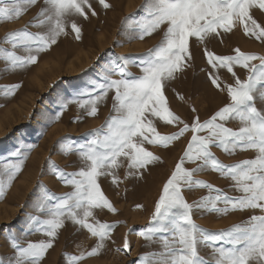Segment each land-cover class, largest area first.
<instances>
[{
    "label": "snow or ice",
    "instance_id": "1",
    "mask_svg": "<svg viewBox=\"0 0 264 264\" xmlns=\"http://www.w3.org/2000/svg\"><path fill=\"white\" fill-rule=\"evenodd\" d=\"M99 3L106 9L110 7L106 0H99ZM33 5H38L40 11L30 23L46 26L47 31L30 33L25 27L5 37V43H11L13 48L18 44L25 45L30 53L21 57L0 47V58L12 70L37 63L38 56L32 53L38 54L56 44L61 35L67 34L69 23L79 40L81 28L67 18L74 15L87 18L85 7H92L89 0H43L42 3L40 0H13L11 4L0 6V20L19 18ZM142 7L146 13L144 18L126 21L127 27L138 29V38L144 39L166 25L163 39L148 51L145 58L134 64L140 68V75L128 70L129 64L133 63L128 57L118 56L103 69L100 81L89 86L90 90L78 91L74 99L61 105L57 119L67 109L68 103H76L80 108L87 106L88 115L95 116L97 104L110 91H115L114 114L104 126L92 130L91 139L75 147L82 164L79 170L67 173L52 164L59 179L71 185L74 191L58 197L46 186H41L43 191L37 210L46 212L48 218L34 217L33 221L35 231L42 232L49 239L27 242L22 246L12 236L10 247L15 254L7 261L0 257V264H41L66 221L74 227L86 229L97 238V243L87 253L82 251L79 255L69 256L70 264H78L85 256L98 255L117 226L94 217L93 209L117 211L102 191L99 177L110 176L112 183L118 184L117 170L125 166L127 176L142 177L143 170L161 160L145 144L167 148L187 132L192 133L187 148L163 185L150 226L141 230L139 235L148 241L158 237L162 250L152 254L156 257V264H264V107H257L258 102L264 105V55L245 53L239 48L235 49V55H216L205 48L208 64L213 69H226L234 77V84L226 85L230 102L203 122L199 116L191 124L183 121L170 108L165 94L177 74H182L190 66L193 58L191 39L202 44L209 36H221L219 30L230 33L239 25L247 36L264 42V24L253 15L254 9L264 13V0H145ZM91 14L96 15V12L93 10ZM236 65L247 70L246 79H241L234 71ZM116 75L118 79L113 78ZM208 75L211 83L220 89L219 76L213 72ZM18 87L20 85L4 86V95L13 94ZM180 99L184 98L181 96ZM157 120L166 125H176L179 130L170 135L161 134L156 127ZM229 120L239 121L238 130L226 126ZM212 146L229 154L237 150H254L257 155L226 165L211 151ZM35 147L27 145V151L23 153L16 149L11 155L21 158L16 163L4 164L0 169V176L7 172L8 187L22 171L25 160ZM73 150L71 144L64 148L66 153ZM186 163L196 164V167L187 168ZM206 169L214 170L222 177H230L242 195L230 196L211 183L195 179L197 173ZM5 186V181L0 179V197L4 195ZM197 187L207 188L209 195L190 203L184 191ZM219 202L224 206L218 207ZM194 209L220 214H227L230 210L259 209L262 214L251 215L229 229L210 233L194 221ZM220 241H225L230 247H215ZM199 245L213 247L211 258L200 254ZM118 250H130V243L125 241L122 249ZM146 260L147 257L142 255L139 264H145Z\"/></svg>",
    "mask_w": 264,
    "mask_h": 264
},
{
    "label": "rangeland",
    "instance_id": "2",
    "mask_svg": "<svg viewBox=\"0 0 264 264\" xmlns=\"http://www.w3.org/2000/svg\"><path fill=\"white\" fill-rule=\"evenodd\" d=\"M106 2L110 4L107 9L99 0H89L92 7H85L87 18L69 16L68 21H74L81 28V38L76 39L69 23L67 34L61 35L56 44L38 54L32 53L38 56L37 63L12 70L0 58V169L4 164L16 163L21 158L11 155L13 151L19 149L23 153L27 151V145H36L10 187L7 186V172L0 176L6 185L3 197H0V257L5 261L15 254L10 247L12 236L22 246H26L27 242L49 239L42 232L35 231L36 225L33 221L34 217L41 220L48 218L46 212L37 210L43 191L41 186H46L58 197L74 191L71 185H66L59 179L52 164L67 173L79 170L82 164L75 147L91 139L92 130L104 126L114 114L112 105L115 91H110L97 104L98 113L95 116L88 115L87 106L80 108L76 103H68L67 109L57 119L61 105L74 99L78 91L90 90L89 86L100 81L103 69L118 56L128 57L133 62L129 64L128 70L134 75H140V68L134 64L145 58L148 51L154 49L163 39L166 25H162L144 39L138 38V29L134 30L126 25V21L133 22L144 18L146 13L142 6L145 0ZM11 3L13 0H0V6ZM93 10L96 15L91 14ZM39 11L40 7L33 5L19 18L0 20V47L21 57L28 56L30 53L25 45L18 44L13 48L11 43L4 41L10 32L25 27L30 33H45L46 26L30 23L38 17ZM253 15L258 22L264 24V13L254 9ZM219 31L221 36H209L202 44H197L194 38L190 40L193 56L190 66L182 74H177V78L166 88L165 94L170 108L189 124L196 116L200 117L201 122L210 119L215 112L227 105L230 97L226 85L234 84V77L226 69H213L208 64L205 48L216 55H235L236 48L245 53L264 55V42L247 36L242 26H236L230 33H223L222 29ZM234 71L241 79L247 78V70L239 65L234 66ZM210 72L219 76L220 89L211 83L208 75ZM113 78L118 79L119 76ZM10 85L20 87L13 94L4 95V86ZM181 96L183 100L180 99ZM257 107L264 105L258 102ZM155 123L157 130L164 135L179 130L176 125H166L159 120ZM226 126L238 130L240 123L238 120H229ZM191 135V132L185 133L167 148L145 144L161 160L143 170L142 177L127 176L126 166L117 170L118 184H113L110 176L99 177L102 191L117 211L93 209L94 217L100 222L115 223L117 226L98 255L85 256L78 264H139L142 255L147 257L145 264H156V257L152 254L159 253L162 244L158 237L148 241L139 232L150 226L163 185L183 156ZM68 144L73 146L71 153L64 151ZM211 151L226 165L237 164L257 155L254 150H237L229 154L217 146H212ZM185 167L194 168L196 164L186 163ZM195 179L211 183L230 196L242 195L230 177H222L214 170L201 171L196 174ZM184 195L191 203L209 195V190L197 187L185 190ZM223 206L222 202L218 203V207ZM260 214L262 213L259 209L230 210L227 214L194 209L193 219L208 232L218 233L247 220L251 215ZM89 219L93 222L92 218ZM58 233L41 264H70L69 256L79 255L82 251L87 253L97 243V238L92 237L86 229L74 227L70 221H66L65 227ZM125 241L130 243V250H118L122 249ZM214 246L230 247L225 241ZM198 250L202 256L211 258L213 247L199 245Z\"/></svg>",
    "mask_w": 264,
    "mask_h": 264
},
{
    "label": "bare ground",
    "instance_id": "3",
    "mask_svg": "<svg viewBox=\"0 0 264 264\" xmlns=\"http://www.w3.org/2000/svg\"><path fill=\"white\" fill-rule=\"evenodd\" d=\"M100 45V44H99ZM101 46V45H100ZM103 184V183H102ZM12 209V208H11ZM67 230V229H66ZM59 234V233H58Z\"/></svg>",
    "mask_w": 264,
    "mask_h": 264
}]
</instances>
